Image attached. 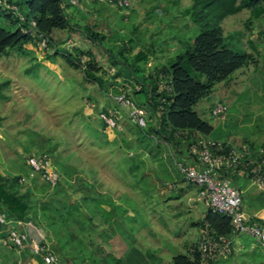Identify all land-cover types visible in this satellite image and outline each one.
<instances>
[{"label": "rangeland", "instance_id": "374dc122", "mask_svg": "<svg viewBox=\"0 0 264 264\" xmlns=\"http://www.w3.org/2000/svg\"><path fill=\"white\" fill-rule=\"evenodd\" d=\"M129 1L136 13H130L126 20L119 9L107 6L102 13L110 21L105 22L92 19L96 11L91 4L82 3L87 16L78 20L86 24L95 22L108 39L102 45L82 37L67 43V48L81 45L93 51L106 69L108 79L113 81L108 92L86 80L83 71L71 67L61 54L46 56L29 42L23 48H9L8 53L0 56V84L6 83L0 87V116L5 118L0 126V171L6 175L29 173L31 167L26 163V154L30 146L39 152L45 139H50L52 146L58 144L54 155L59 162L78 170L71 178L73 183L81 176L104 193L106 204L114 199L125 201L129 209L126 219L122 218L125 209L121 208L110 226L113 241L121 242L118 250L111 252L112 256L123 252L121 256L128 260L131 248L136 247L148 258L142 264H173L175 255L187 253L186 244L197 232L195 223L203 221L208 211L198 199L197 187L182 180L184 175L177 161H185V155L177 154L173 145L160 139L156 140L162 144L161 150L152 142H141L129 121L124 122L123 132H104L98 113L104 107L106 93L114 94V90L120 91L126 83V89L132 91L135 78L142 79L156 65L153 61L142 62L137 66L139 70L126 78L124 58L119 54L126 41L136 36L137 41L150 44L158 32L154 43H160L166 50L161 55L164 62L159 65H167L166 59L186 51L200 29L183 14L193 0H179L176 5L167 0ZM148 12L153 14L147 17ZM249 15V10L230 15L222 26L227 45L234 51L254 53L253 43L261 50L258 64L238 70L230 79L217 84L195 108L215 126L207 137L226 140L233 135L239 139L238 144L261 145L264 142V36L257 35L264 33V18L252 22L250 31L244 23ZM18 25L0 16V27L14 31ZM136 25L140 26L138 33L133 32ZM105 49L109 50L108 54ZM125 55L132 62L131 54L125 52ZM118 71L121 74L115 79ZM220 101L229 107L224 119L211 112ZM10 155L15 157L10 159ZM239 183L247 184L240 178ZM250 202L246 197L247 211ZM256 205L263 208L264 199ZM30 226L35 230V239L46 238L47 232L33 223ZM12 258L15 254L11 248L0 245V264H13ZM19 264L24 263L19 260ZM215 264H264V249L259 245L253 254H237Z\"/></svg>", "mask_w": 264, "mask_h": 264}, {"label": "trees", "instance_id": "16d2710c", "mask_svg": "<svg viewBox=\"0 0 264 264\" xmlns=\"http://www.w3.org/2000/svg\"><path fill=\"white\" fill-rule=\"evenodd\" d=\"M10 2L19 6L25 21H20L0 8L1 17L9 20L13 25L19 24L14 31L0 27V56L8 53L9 48L15 46L23 48L24 44L29 42L34 49L42 51L46 56L61 54L71 67L83 71L86 80L95 83L106 92L110 90L113 81L108 79L106 69L91 49H85L81 45L67 48V43L78 33H81L84 40L89 39L101 45L108 39V35L99 30L95 22L86 24L78 20V17L87 16L84 9L74 5L71 0H10ZM79 2L86 4L84 0ZM167 2L179 4V0H167ZM89 3L93 7L100 4L96 0ZM127 9L128 14L126 11L124 13L122 8L119 9L126 20L134 11L131 6ZM247 9L251 11L254 19L263 17L264 0H193L192 5L183 11V14L200 29L193 43L186 51L171 58L167 65L156 66L148 75L144 74L142 79L135 78L136 82L132 85L131 92L125 89L133 99L134 95L136 96L137 101L134 100L146 107L149 110V118L154 119L145 129L133 124L141 142H152L161 150L162 144L156 140L160 139L164 144L173 145L177 154L182 155L184 150L188 151L193 142L194 131L205 136L213 131L214 127L200 116L195 108L196 105L201 99L209 96L217 84L230 79L233 73L251 65H257L259 62L253 53L237 52L231 49L227 45L225 30L222 26L228 16ZM151 14L150 12L149 17ZM32 19L37 22L38 32L48 37L50 45L57 46L54 53L38 47L33 42L32 36L24 32ZM139 30L140 26L133 27L134 33H138ZM134 38L126 41L119 50V54L124 58L126 78L131 77L132 71L139 70L137 66L140 63L149 61L155 48L154 40L146 45L140 42V39L137 41ZM137 45L140 49L134 52ZM108 51L105 49L107 54ZM125 52L131 54L129 58L132 62L126 58ZM83 57L87 60H83ZM120 74L121 71H118L114 78L116 79ZM160 74L171 76L173 89L170 93L160 90ZM4 84L6 83L0 84V87ZM113 93L111 95L120 94L121 90H114ZM163 98H166L168 102L164 103V109L157 117L155 111ZM102 110L106 111L107 107ZM2 120L0 116V124ZM101 125L105 129L103 121ZM181 131L187 132L185 138L179 135ZM45 142L47 144H41L36 154H49L54 167L60 170L58 171L60 181L54 187L45 183V188L42 189L44 194L36 197L32 189L22 190L20 175H4L0 171V212L7 214L10 222L8 225H16V221H26L47 232L46 238L37 240L33 234L35 230L31 229L32 226L28 225L26 229L30 241H39L40 245L48 246L54 253L59 254L55 264L60 262L64 264H124L126 261L128 264H142L148 261L145 254L136 247L131 248L128 260H125L123 256H112L114 247L106 239L108 233L106 226H112V223L108 224V221L113 216H118V205L114 200L106 204L104 193L99 192L95 184L81 176H77L73 183L71 178L73 179V174L78 170L76 168L71 170L68 165L59 162L54 155L58 144L52 146L50 139H45ZM247 145L255 149H264V142L261 145H254V143ZM189 158L195 162L192 157L189 156ZM232 178L238 184L237 175ZM182 180H186L184 176ZM105 205H110L111 210H108ZM255 219L264 225L262 220L256 217ZM8 225H0V238L7 237ZM198 225L218 235L230 237L233 234L231 218L213 213L210 209ZM3 246L11 248V252L15 254V258H12L13 264H19V260L27 264L32 259H36L39 264H45L43 257L35 254L32 247L28 246L19 252L14 245L3 244ZM172 261L173 264H204L197 244L191 247L188 253L175 255ZM215 262L210 261L207 264H215Z\"/></svg>", "mask_w": 264, "mask_h": 264}, {"label": "built area", "instance_id": "2783aa9c", "mask_svg": "<svg viewBox=\"0 0 264 264\" xmlns=\"http://www.w3.org/2000/svg\"><path fill=\"white\" fill-rule=\"evenodd\" d=\"M93 1V0H90ZM108 6L124 10L131 5L129 0H96ZM71 2L83 7L79 0ZM0 8L11 13L20 21H25V16L10 0H0ZM128 14V13H127ZM35 19L29 21V27L24 32L29 33L33 42L41 49L54 53L57 46L50 45L47 36L39 33L36 29ZM70 42V41H69ZM114 70V69H113ZM159 88L170 93L173 89L171 76L160 74ZM113 105L106 111L100 110L99 118L105 123L104 132L108 130L124 131V122L129 121L140 128H147L149 122V110L138 104L125 90L120 94L110 95ZM166 98L156 109V116H160L164 109ZM229 107L224 102L214 105L211 112L215 117L225 118ZM182 138L187 135L186 131L179 132ZM191 143L187 155L195 162L177 161L180 171L186 181L199 190L198 197L203 200L207 207L213 212L231 218L233 233L247 235L255 239L264 249V225L254 217H250L243 209V196L239 186L232 176L243 175L250 186L264 191V149H255L248 145H236L226 140H216L205 137L200 132L192 133ZM28 165L35 174L41 176L42 180L54 187L60 181V174L53 166L48 153L31 155L26 158ZM24 181V178L21 179ZM7 214L0 212V225H8ZM0 242L4 245H14L20 252L26 247H32L35 254L41 255L45 264L57 263V257L48 246H42L38 242L30 241L24 221H16V225L9 227L7 237H1ZM232 239L225 235H218L206 227H201L197 247L201 253L204 264L228 258L232 254ZM36 260V259H33ZM32 264V263H27Z\"/></svg>", "mask_w": 264, "mask_h": 264}, {"label": "crops", "instance_id": "0c3cea01", "mask_svg": "<svg viewBox=\"0 0 264 264\" xmlns=\"http://www.w3.org/2000/svg\"><path fill=\"white\" fill-rule=\"evenodd\" d=\"M87 3H88V5L90 4L89 3V1L87 0L86 1ZM92 6V5H91ZM93 7V6H92ZM105 7H107L106 5H102V4H99V5H97L96 7H93L94 8V10L96 11L95 12V14L93 15V17H92V19H94V20H96V21H100V22H105V21H110V18L108 17V15H105V14H103L102 13V9H104ZM93 10V9H92ZM133 10V9H132ZM248 10V9H247ZM250 11V10H249ZM121 12V11H120ZM133 13H136V11L134 10L133 11ZM149 13L150 12H148L147 13V17H149ZM152 13V12H151ZM241 13V12H240ZM153 14V13H152ZM151 14V15H152ZM262 18H264V16L263 17H261V18H258V19H254V18H252V16H251V11H250V15L248 16V18L244 21V23H245V26H246V28L247 29H249L250 31H252V28H250V26H251V24H252V22H254V21H256V20H260V19H262ZM107 26V25H106ZM156 33H158V32H156ZM154 34L155 36V38L156 37H158V34ZM259 38H261V37H263L264 36V33H262V32H259V34L257 35ZM82 37V35H81V33L79 34L78 33V35H76L75 37H73V38H81ZM71 39V41H73L74 39ZM83 38V37H82ZM155 38H153L152 40H155ZM152 40L150 41V43L152 42ZM86 41V40H85ZM253 43V42H252ZM146 45H149V44H146ZM160 43H158V44H155L154 45V51H153V54L150 56V58H149V61H153L152 63L155 65V67L156 66H162V65H159V63L160 62H164V61H162L163 60V58H161V55H163V53H165L166 52V50L165 49H163L162 47H160ZM253 48H252V50H253V54H255L256 56H258L259 57V55H261V50L253 43ZM160 47V48H157V47ZM140 49V48H139ZM138 49V50H139ZM137 50V51H138ZM137 51H135V52H137ZM248 53H252V52H248ZM171 56H169L166 60H168L167 62H169L170 60H171ZM154 59V60H153ZM154 67V68H155ZM154 68H153V70H154ZM136 82V81H135ZM128 83H126V84H124L122 87H124V88H126V86H128L127 85ZM127 91L129 92H131V90L128 88L127 89ZM106 99L104 100V107H110V106H112L113 105V102H112V99H111V97H110V95L111 94H109V93H106ZM109 96V97H108ZM103 107V108H104ZM103 108H100V110H102ZM99 110V111H100ZM3 118V117H2ZM99 118V117H98ZM5 118H3V120H4ZM2 120V121H3ZM100 120V119H99ZM101 121V120H100ZM2 123V122H1ZM101 123H102V121H101ZM128 122H126V127H127V125L129 124H127ZM0 126H1V124H0ZM213 127H215L214 125H212ZM129 127V126H128ZM103 128V127H102ZM103 131H104V129H103ZM205 136V135H204ZM205 137H207V136H205ZM207 138H209V137H207ZM227 141H230V142H232L233 144H236V145H242V144H238V141H239V139L238 138H235L233 135H231V136H229L227 139H226ZM30 150L27 152V154H26V156L28 157V156H30V155H33V154H36V152H35V148H33L32 146H30V148H29ZM19 152V151H18ZM184 154H185V157H184V159L186 160V161H188V162H193L192 161V159H190L189 158V156L187 155V150H184V152H183ZM15 157V156H14ZM14 157H11V155L8 157V158H14ZM27 163V162H26ZM28 164V163H27ZM3 173V172H2ZM4 174V173H3ZM4 175H6V174H4ZM10 175H20L21 176V179L22 178H24V181L22 182V181H20V183L22 184V190H28V189H32L34 192H35V196L36 197H39V196H41L42 194H44V191H42L41 193H40V190L41 189H43V188H45V182L42 180V178H41V176L40 175H38V174H35L33 171H32V168H31V170H30V172L29 173H27V174H13V173H11ZM239 178L245 183H247L246 184V186H242L240 183H239ZM237 180H238V186H239V188L241 187V191H242V194H243V209L245 210V212H246V214L247 215H249L250 217L252 216V217H256V218H258V219H260V220H262L263 222H264V207L263 208H259L257 205H256V202L258 201V200H262V199H264V191H262V190H259V189H257V188H255V187H252V186H250V184H249V182L247 181V179L243 176V175H238L237 176ZM38 182H40V183H38ZM27 184L26 186H24V184ZM39 184H41V185H39ZM39 187H40V190H39ZM197 191L199 192V190H198V188H197ZM198 194V193H197ZM246 197H248V198H250V200H251V202H250V209H249V211H247L246 210V206H247V203H246ZM198 199H199V197H198ZM200 200V199H199ZM114 201H115V199H114ZM203 201V200H202ZM116 202V204L118 205V207H119V209H121V208H124L125 209V213L124 214H122V218H124V219H126L125 217L128 215V211H129V209H128V207L126 206V204H125V201L124 200H121V201H115ZM204 202V201H203ZM205 203V202H204ZM205 205H206V203H205ZM207 206V205H206ZM105 207L108 209V210H111V206L110 205H105ZM208 208V207H207ZM208 210H209V208H208ZM117 218V216H113L112 217V219H110V221H108V224H113L114 222H115V219ZM12 221V220H11ZM10 223V222H9ZM25 223H26V227L30 224V223H28V222H26L25 221ZM195 226H196V228H197V232L195 233V235L193 236V240H191V241H189L187 244H186V249H187V253H188V251H189V249L191 248V247H193L194 245H196L197 244V241H198V239H199V236H200V230H201V226H199L198 225V223H195ZM9 227H11V225H8L7 226V229H9ZM102 228H103V226H102ZM106 228H107V230H108V233H107V236H106V239L108 240V243H111L112 244V246L114 247V249L112 250V252H115L116 250H118V246H119V244L121 243V242H119L118 241V243H115L114 241H113V237H112V235H111V233H110V225L109 226H106ZM230 238L232 239V244H233V250H232V254L229 256V258L230 257H235V256H237V254H253V253H255V251H256V248L257 247H259V243L255 240V239H253V238H251V237H249V236H245V235H240V234H235V233H233L231 236H230ZM35 242H38V241H36V240H34ZM0 245H3V244H1V242H0ZM122 245V244H121ZM115 246H117V247H115ZM108 252H111V251H108ZM123 254V252L122 253H118L117 255V257H119V256H121ZM224 259H228V258H224ZM221 260V259H220ZM217 262V261H216ZM215 262V263H216ZM30 263H32V264H39L38 263V261L37 260H31V262Z\"/></svg>", "mask_w": 264, "mask_h": 264}, {"label": "clouds", "instance_id": "9594fccd", "mask_svg": "<svg viewBox=\"0 0 264 264\" xmlns=\"http://www.w3.org/2000/svg\"><path fill=\"white\" fill-rule=\"evenodd\" d=\"M88 1H90V0H88ZM100 3V2H99ZM130 3H131V1H130ZM100 4H102V5H106V6H108L107 4H103V3H100ZM131 6V5H130ZM111 7V6H110ZM81 8V7H80ZM114 8V7H113ZM117 9V8H116ZM113 69V68H112ZM126 89V88H125ZM135 101V100H134ZM146 108V107H145ZM100 112V111H99ZM98 117H99V113H98ZM130 123V122H129ZM227 141V140H226ZM247 145V144H246ZM249 146V145H248ZM34 155V154H33ZM35 155H37V154H35ZM31 156V155H30ZM27 158V157H26ZM27 162V161H26ZM54 166V165H53ZM56 169V168H55ZM57 170V169H56ZM58 171V170H57ZM186 181V180H185ZM46 183V182H45ZM25 222V221H24Z\"/></svg>", "mask_w": 264, "mask_h": 264}]
</instances>
